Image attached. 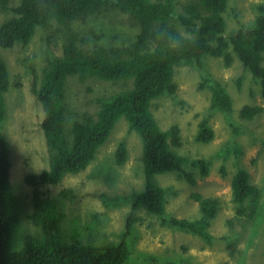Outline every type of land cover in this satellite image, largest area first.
I'll list each match as a JSON object with an SVG mask.
<instances>
[{"label":"trees","instance_id":"trees-1","mask_svg":"<svg viewBox=\"0 0 264 264\" xmlns=\"http://www.w3.org/2000/svg\"><path fill=\"white\" fill-rule=\"evenodd\" d=\"M179 1L20 0L17 6L12 7L10 0H0L3 11L15 14L0 24V49H10L19 43L28 44L38 27L47 28L54 21L61 28L72 21L105 11L117 10L128 14L138 26L134 40L127 45L89 48L87 38L70 33L63 45L62 56L49 61L40 85L34 84L31 88L43 108L41 128L51 155L49 166L39 172L26 167L23 181L33 189L31 194L25 195L30 200V212L28 209L21 211L23 197L12 182L9 143L0 132V264H130L134 262L132 241L135 225L140 220L138 213L142 209L158 216L162 225L168 224L198 236L208 244L213 243L215 236L210 229L218 214L220 200L193 193L192 198L198 203L201 213L198 219L168 217V190L156 181L159 174L175 172L195 185V173L186 167L190 166L201 177H206L212 160H193L180 154L177 151L182 146L180 126L174 124L167 129L162 128L151 105L154 100L177 92L178 84L174 80L177 66H202L206 57L223 58L226 65L231 66L236 56L244 68L259 80L264 97V3L257 5L251 27H241L237 33L227 37L225 13L230 0H193L184 6L182 13L177 11ZM175 20L189 35L176 28ZM176 40L180 41L179 45ZM177 47L179 49L171 50ZM72 76H78L81 82L89 78L109 82L132 81V87L98 98L96 114L84 112L80 119L70 123L67 130L66 83ZM9 88V70L0 54V124L7 115L5 94ZM201 88L210 90L212 110L233 113V99L224 84L204 78ZM240 115L242 119L252 121L264 115V107L245 105ZM122 118L141 137L145 186L132 196L98 194L106 208L130 203L131 209L119 240L97 245L83 241L77 225L66 230L65 200L48 196L43 187L57 186L67 175L86 171ZM214 138L215 131L208 118H203L195 140L209 144ZM230 154L229 149L219 152L224 159ZM127 157V147L120 143L116 152L118 164H124ZM221 172L225 174V167ZM231 194L237 215L249 221L256 220L262 191L251 183L246 169L240 168L233 176ZM21 212L25 215L24 229L28 223L34 230L25 229L28 234L19 237L23 229ZM230 249L233 250L232 245ZM148 261L151 264H176L154 256H150Z\"/></svg>","mask_w":264,"mask_h":264},{"label":"rangeland","instance_id":"rangeland-1","mask_svg":"<svg viewBox=\"0 0 264 264\" xmlns=\"http://www.w3.org/2000/svg\"><path fill=\"white\" fill-rule=\"evenodd\" d=\"M19 1L10 0V6H17ZM190 1L193 0H180L177 11L182 13ZM261 3L264 0H230L225 13L226 36L237 33L241 27H251L257 5ZM13 16L12 11L5 12L0 7V24ZM174 24L183 34L189 35L178 21L175 20ZM137 32L138 26L128 14L117 10L105 11L72 21L61 28L54 21L47 28L38 27L28 44L19 43L10 49H0L10 76V88L5 94L7 115L0 124V132L9 143L12 182L17 193L23 197L21 211L29 208L30 200L25 195L33 191L23 181L26 167L39 172L49 166L51 155L41 128L43 108L31 88L34 84L40 85L49 61L62 56L63 45L70 33L87 38V47L94 48L99 45H127L134 40ZM79 44L82 45L80 41ZM234 58L231 66H227L223 58L215 57L204 58L202 66H177L174 73L177 92L160 97L151 105L162 128L167 129L174 124L180 126L182 146L177 148L180 154L193 160H212L210 173L206 177H201L190 166L186 167L195 173V185L175 172L159 174L156 181L168 190V217L198 219L201 213L198 203L192 198L193 193L220 200L218 214L210 229L215 236L213 243L208 244L200 237L168 224L162 225L158 216L142 209L138 213L140 220L135 225L132 241L134 262L130 264H151L148 261L150 256L176 264H264V115L252 121L244 120L240 115L245 105L264 107V97L259 80L244 68L236 56ZM204 78H211L226 86L233 99L232 114L211 109V92L208 88H201ZM131 87L132 81L109 82L89 78L81 82L78 76L69 77L65 99L67 130L70 123L80 119L84 112L96 114L99 110L98 98ZM203 118H208L215 131V138L209 144L195 140L199 122ZM120 143H124L128 150L127 160L122 165L116 160ZM225 149L231 150L227 159L219 156V152ZM142 154L140 135L122 118L86 171L67 175L57 186H44L43 190L48 196L65 200L66 230L77 225L82 232V240L97 245L118 241L125 229L130 203L106 208L98 194L132 196L142 191L145 186ZM222 167H225V174L221 172ZM240 168L249 172L251 183L262 191L259 214L254 221L238 216L232 201L231 182ZM63 194L67 196L63 197ZM23 213V229L19 237L28 234L25 229L34 230L28 223L24 229Z\"/></svg>","mask_w":264,"mask_h":264},{"label":"clouds","instance_id":"clouds-1","mask_svg":"<svg viewBox=\"0 0 264 264\" xmlns=\"http://www.w3.org/2000/svg\"><path fill=\"white\" fill-rule=\"evenodd\" d=\"M175 43H176L177 45H179V44H180V41H179V40H176ZM177 49H179V48H178V47H177V48H172L171 50H177Z\"/></svg>","mask_w":264,"mask_h":264}]
</instances>
